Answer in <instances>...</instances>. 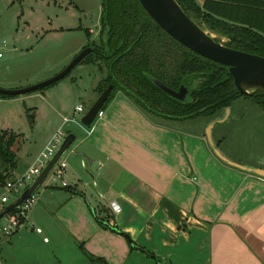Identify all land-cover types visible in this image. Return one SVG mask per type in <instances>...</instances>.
Listing matches in <instances>:
<instances>
[{
	"label": "crops",
	"instance_id": "0c3cea01",
	"mask_svg": "<svg viewBox=\"0 0 264 264\" xmlns=\"http://www.w3.org/2000/svg\"><path fill=\"white\" fill-rule=\"evenodd\" d=\"M179 123L116 90L89 133L75 135L63 175L39 187L22 226L0 233V264H92L88 255L107 264H264V178L227 164L205 134Z\"/></svg>",
	"mask_w": 264,
	"mask_h": 264
},
{
	"label": "rangeland",
	"instance_id": "374dc122",
	"mask_svg": "<svg viewBox=\"0 0 264 264\" xmlns=\"http://www.w3.org/2000/svg\"><path fill=\"white\" fill-rule=\"evenodd\" d=\"M101 1L0 0V44L4 42L0 86L20 87L50 77L87 42L98 43ZM201 27L225 40V36L205 23ZM105 75L102 62L98 65L83 60L45 88L0 97V135L4 132L20 135L16 146L17 166L11 180L34 161L63 117L81 121L95 101L97 80L102 76L99 82L102 81ZM76 105L82 110L76 111ZM181 121L180 127L192 128L203 135L208 125L214 123L211 137L221 153L238 164L264 167V110L251 99L238 97L215 114ZM63 129L77 136L83 131L79 124L71 121L65 123ZM45 182L52 180L47 178ZM27 185L24 183L20 190ZM9 198L14 199L11 195ZM9 202L0 201V208ZM4 224L5 219H0V225Z\"/></svg>",
	"mask_w": 264,
	"mask_h": 264
},
{
	"label": "trees",
	"instance_id": "16d2710c",
	"mask_svg": "<svg viewBox=\"0 0 264 264\" xmlns=\"http://www.w3.org/2000/svg\"><path fill=\"white\" fill-rule=\"evenodd\" d=\"M177 2L200 26L205 23L211 30L225 36V40L214 36L216 40L264 55V0ZM100 26L99 42L86 43L98 49L88 52L80 61H94L98 65L102 62L106 69V75L96 87L100 93L109 82L112 83L102 110L118 89L152 117L164 120L212 115L238 97L249 98L264 110L263 89L252 94L239 92L225 65L180 44L149 16L138 0H102ZM85 31L89 35L87 29ZM153 78L173 89L185 85L186 97L184 100L171 97L153 82ZM0 97L8 95L0 93ZM19 138L20 135L14 133L0 135V188H5L17 166ZM62 188L75 192L66 185ZM134 247L156 258L144 248ZM88 257L92 264H107L102 258Z\"/></svg>",
	"mask_w": 264,
	"mask_h": 264
},
{
	"label": "water",
	"instance_id": "95a60500",
	"mask_svg": "<svg viewBox=\"0 0 264 264\" xmlns=\"http://www.w3.org/2000/svg\"><path fill=\"white\" fill-rule=\"evenodd\" d=\"M138 1L149 16L180 44L210 60L225 65L227 71L232 75L233 83L239 92L252 94L256 90H264V55L228 46L216 40L214 36L204 30L183 10L177 0ZM96 49H98L97 46L85 45L52 76L20 87L7 88L0 86V93L18 95L36 91L64 77L88 52ZM152 80L164 92L171 95V97L184 100L187 92L185 85H180L178 89H173L157 78H153ZM111 88L112 83L109 82L97 95L93 104L82 116L80 121L82 125L89 126L93 122L97 112L107 100ZM213 125L214 123L208 125L205 135L214 153L227 164L264 178V169L235 163L225 158L218 151L211 139V128ZM74 140V133H66L58 149L33 180L12 201L0 208V219L17 209L31 194L39 189Z\"/></svg>",
	"mask_w": 264,
	"mask_h": 264
},
{
	"label": "built area",
	"instance_id": "2783aa9c",
	"mask_svg": "<svg viewBox=\"0 0 264 264\" xmlns=\"http://www.w3.org/2000/svg\"><path fill=\"white\" fill-rule=\"evenodd\" d=\"M92 31L91 28H89ZM4 42L0 44V57L3 55L2 46ZM76 111H81L82 107L80 105L76 106ZM103 115V110L100 109L95 118L101 117ZM74 122L79 124L82 129L89 133L90 128L88 126H84L81 122H77L73 118L68 119V117H63L62 124L59 128L52 134L50 139L44 145L38 156L36 157L33 165H31L27 170L20 174L15 179L8 180L5 184V189L7 190V195H3L1 197V202L6 203L10 201V195L15 198L22 190H20V186L24 183H30L33 178L39 173L41 168L47 163V161L51 158V156L55 153V151L60 146L63 138L66 135V130L63 129V126L67 122ZM66 166L65 161L61 158L56 166L51 171L50 175L54 176L55 178H60L63 175L64 168ZM10 195H9V194ZM37 195L36 192L31 194L14 212L7 214L3 219H5V224L0 225V233H4L5 235H9L17 230L19 227L22 226L23 222L25 221V217L27 211L37 202ZM109 207L113 213H118L120 211V207L116 202H110ZM24 219L23 221H21ZM37 232H41L40 228L36 229ZM47 241V238H44Z\"/></svg>",
	"mask_w": 264,
	"mask_h": 264
},
{
	"label": "flooded vegetation",
	"instance_id": "af4514ba",
	"mask_svg": "<svg viewBox=\"0 0 264 264\" xmlns=\"http://www.w3.org/2000/svg\"><path fill=\"white\" fill-rule=\"evenodd\" d=\"M178 88H179V87H178ZM178 88H177V89H178ZM186 88H187V87H186ZM186 94H187V92H186ZM185 97H186V95H185Z\"/></svg>",
	"mask_w": 264,
	"mask_h": 264
}]
</instances>
